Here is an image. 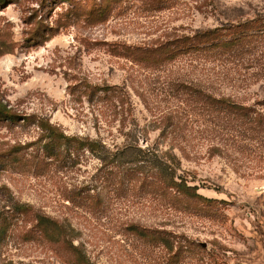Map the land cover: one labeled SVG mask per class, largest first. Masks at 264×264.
I'll list each match as a JSON object with an SVG mask.
<instances>
[{"label": "rangeland", "instance_id": "1", "mask_svg": "<svg viewBox=\"0 0 264 264\" xmlns=\"http://www.w3.org/2000/svg\"><path fill=\"white\" fill-rule=\"evenodd\" d=\"M74 1L0 0V102L19 116L0 120V264H74L37 214L70 221L95 264H264V132L195 93L264 111V35L225 57L122 55L164 35L264 23V0H121L95 25L82 18L101 0ZM34 16L57 31L28 42ZM25 116L75 138L70 156ZM148 146L209 201L167 194L134 151Z\"/></svg>", "mask_w": 264, "mask_h": 264}, {"label": "trees", "instance_id": "2", "mask_svg": "<svg viewBox=\"0 0 264 264\" xmlns=\"http://www.w3.org/2000/svg\"><path fill=\"white\" fill-rule=\"evenodd\" d=\"M120 1L121 0H101L102 3H100V7L98 9L90 8L89 11L85 12L86 16L82 19L92 25L105 22L110 15L109 11L111 7L108 6V4L112 6L114 3H119ZM166 1L167 0H146V3L163 2L162 4L166 5L168 3ZM53 2L55 3V1ZM73 2L75 1L73 0ZM37 18V16L31 18L33 27L27 31L28 42L38 43L39 37L46 38V35L57 31V28L53 26H44L42 16ZM75 19L77 18L75 17ZM260 30H264L263 21L261 19H254L215 28L197 30L190 35L185 33L164 35L158 39H151L147 43L140 45H122L124 50L122 55H125L126 58H130L134 62H150L153 65L175 60L181 55L198 56V54H209L210 56L222 57L225 54L242 53L246 46L254 42V38H256V40H258L257 38H262L264 34L256 33V31ZM195 93L205 99L208 109L213 113H217V116L221 115L223 118L225 117L233 121L237 120L245 125L250 124L251 128L255 127L258 132H264L263 109L255 110L252 106L239 103L226 94L216 95L213 92L211 94H206L201 89H196ZM260 104H264V98ZM16 119H19V116L0 102V120L13 122ZM23 119L25 121H33L46 133L45 137L50 141L46 148H48L49 145H53V148H55L54 145L56 146V144H59L60 140H65L64 143L67 146L69 145V147L65 148V151L67 155L70 156L69 149L70 146L75 143V138L68 136L57 126L51 124L46 118L25 116ZM129 147L131 146H125V149ZM134 151L136 154H141V160L143 162H147V166L152 172L150 176L164 183L165 192H176L178 195L188 198L209 201V199L198 193V187L196 185L190 184L187 178L178 176L177 168L171 164L166 157L159 155L157 148L149 146L144 149L135 147ZM49 155L53 156L51 150L49 151ZM149 184L151 185L152 182ZM18 207V210L23 208V206ZM36 218L37 225L42 227V231L46 237H48L50 241L62 245L65 251L72 257V262L74 264H95L88 254L85 243H74L79 232L72 226L70 221H58L40 214H37ZM1 233L0 229V235Z\"/></svg>", "mask_w": 264, "mask_h": 264}]
</instances>
